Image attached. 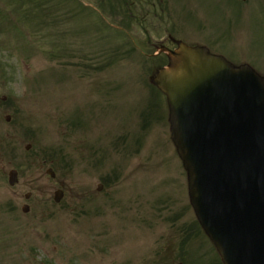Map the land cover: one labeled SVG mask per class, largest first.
<instances>
[{"label": "rangeland", "instance_id": "obj_1", "mask_svg": "<svg viewBox=\"0 0 264 264\" xmlns=\"http://www.w3.org/2000/svg\"><path fill=\"white\" fill-rule=\"evenodd\" d=\"M118 1L0 0V264H222L148 76L168 34L264 74V0Z\"/></svg>", "mask_w": 264, "mask_h": 264}, {"label": "water", "instance_id": "obj_2", "mask_svg": "<svg viewBox=\"0 0 264 264\" xmlns=\"http://www.w3.org/2000/svg\"><path fill=\"white\" fill-rule=\"evenodd\" d=\"M160 52L168 64L150 82L166 96L195 215L224 264H264V79L202 46Z\"/></svg>", "mask_w": 264, "mask_h": 264}, {"label": "trees", "instance_id": "obj_3", "mask_svg": "<svg viewBox=\"0 0 264 264\" xmlns=\"http://www.w3.org/2000/svg\"><path fill=\"white\" fill-rule=\"evenodd\" d=\"M44 1V0H43ZM124 2L122 3L123 4V6H124V10H123V14L122 15H126L127 16V18L129 19V21L131 22V21H134V19H136V18H133L132 16H131V8H130V4H129V2L127 1V0H123ZM108 2V1H107ZM117 2H119L118 0H117ZM35 5H36V3H35ZM36 6H39V2H38V5H36ZM122 6V7H123ZM22 7H23V5H22ZM136 20H138V19H136ZM161 58L160 59V62H162V64H164L165 63V58H164V56H153L152 58L154 59V60H157L158 58ZM161 64V65H162ZM157 66H160V65H157ZM154 67H156V66H154ZM152 71V70H151ZM150 71V72H151ZM153 88V87H152Z\"/></svg>", "mask_w": 264, "mask_h": 264}, {"label": "flooded vegetation", "instance_id": "obj_4", "mask_svg": "<svg viewBox=\"0 0 264 264\" xmlns=\"http://www.w3.org/2000/svg\"><path fill=\"white\" fill-rule=\"evenodd\" d=\"M232 1H236V2H239V3H244V2L247 1L248 3H250V2H252V1H253V2H256L257 0H252V1H250V0H232ZM241 5H242V4H241ZM243 5H244V4H243ZM239 8H241V7L239 6ZM218 47H219V44L217 45L216 42H215V48L218 49ZM218 51H219V50H218ZM220 51H223L222 48L220 49ZM220 51H219V52H220ZM238 58H239V57H230V56H229V59H230L232 62H234V63H237L236 60H237ZM240 60H241V59H240ZM239 63H246V62H239ZM239 63H237V64H239Z\"/></svg>", "mask_w": 264, "mask_h": 264}]
</instances>
